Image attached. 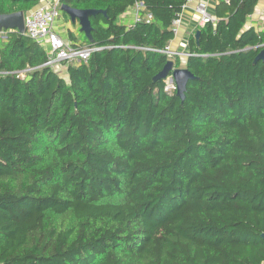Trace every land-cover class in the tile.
<instances>
[{"label":"trees","instance_id":"1","mask_svg":"<svg viewBox=\"0 0 264 264\" xmlns=\"http://www.w3.org/2000/svg\"><path fill=\"white\" fill-rule=\"evenodd\" d=\"M59 2L106 10L92 41L64 36L101 48L65 77L2 30L0 264H264L258 0H216L215 22L195 27L173 59L194 75L183 101L155 75L187 0ZM136 2L139 19L120 22ZM38 5L0 0V14Z\"/></svg>","mask_w":264,"mask_h":264},{"label":"built area","instance_id":"2","mask_svg":"<svg viewBox=\"0 0 264 264\" xmlns=\"http://www.w3.org/2000/svg\"><path fill=\"white\" fill-rule=\"evenodd\" d=\"M190 1L192 0H187L186 3ZM222 1L227 2L228 0ZM141 8L142 3L136 2L134 4V20L139 19L138 12ZM181 12L171 21L170 27L174 36L177 35L179 26L182 22ZM194 12L197 26H203L206 23H214L216 20L214 13L209 9L206 3H197L194 7ZM60 14V2L56 0L48 6L39 4L24 15V34L44 48L46 60L43 65L57 71L62 67L66 68L68 63L87 61L93 51L101 48L92 45H75L72 44L69 39L62 37L55 28V22L60 17ZM148 17L150 18L149 15ZM257 18L264 23V9L257 11ZM259 46L264 47V42L259 44ZM159 51L166 54L168 59H172L174 55L178 53L176 50L171 49L169 43L164 48L159 49ZM189 54H187V56ZM164 89L168 91L176 89L170 74L165 78Z\"/></svg>","mask_w":264,"mask_h":264},{"label":"water","instance_id":"3","mask_svg":"<svg viewBox=\"0 0 264 264\" xmlns=\"http://www.w3.org/2000/svg\"><path fill=\"white\" fill-rule=\"evenodd\" d=\"M60 9L68 15L71 22L79 25V30L82 31L90 41H92L90 16L98 13L106 15V10L103 9L72 7L62 2L60 4ZM24 15L25 14L21 10L9 14H0V32L4 29H16L20 33H24ZM198 34L199 31L197 30L195 32L196 40ZM259 47L260 51L256 54L254 62L264 61V47ZM184 54H189V51H184ZM169 74L172 76L175 83L176 96L183 101L186 84L188 80L194 78L193 73L185 66L175 67L174 60L168 59L162 69L155 75V79H165ZM262 236H264V234Z\"/></svg>","mask_w":264,"mask_h":264},{"label":"crops","instance_id":"4","mask_svg":"<svg viewBox=\"0 0 264 264\" xmlns=\"http://www.w3.org/2000/svg\"><path fill=\"white\" fill-rule=\"evenodd\" d=\"M56 0H39V4L41 5H51ZM197 3H206L209 9L214 13L216 0H192L182 8L181 17L182 22L179 26V30L177 35L173 37V39L169 42L171 49L176 50L178 53L174 55L179 60L180 64L183 65L188 57L184 54V51L188 50V38L191 33H193L195 27H197L196 15L194 12V7ZM264 9V0H258L254 12L248 17L246 24L250 26H254L256 29H263L264 23L257 18V11ZM133 9H128L122 15H120V22L130 24L134 21ZM56 28V24H55ZM71 30L73 33V28L71 25H67V28ZM60 32H64L60 30ZM62 37L65 36V32L60 34ZM75 35V34H74ZM79 41V39H77Z\"/></svg>","mask_w":264,"mask_h":264},{"label":"rangeland","instance_id":"5","mask_svg":"<svg viewBox=\"0 0 264 264\" xmlns=\"http://www.w3.org/2000/svg\"><path fill=\"white\" fill-rule=\"evenodd\" d=\"M61 4V3H60ZM133 14H134V11H133ZM56 24V30L59 34H63L64 32L66 33L67 31V25H71V27L73 28V31H74V34L76 36V39H79L80 41L83 40V37L81 35V32L79 31L78 29V24L77 23H73L70 21V19H68V16L64 15L63 13L60 14V17L56 20L55 22ZM60 30H63L64 32H60ZM5 35V32L2 31L0 32V36L4 37ZM174 59V57L172 58ZM65 67H62L60 70H58L57 72L60 74V75H63L66 77L65 75Z\"/></svg>","mask_w":264,"mask_h":264}]
</instances>
